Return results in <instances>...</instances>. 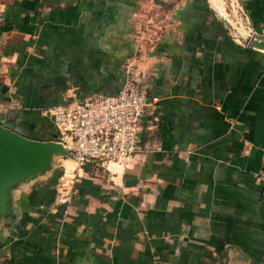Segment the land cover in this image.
Masks as SVG:
<instances>
[{"label": "crops", "instance_id": "1", "mask_svg": "<svg viewBox=\"0 0 264 264\" xmlns=\"http://www.w3.org/2000/svg\"><path fill=\"white\" fill-rule=\"evenodd\" d=\"M228 26L210 0H0L2 126L57 140L41 109L129 74L156 98L128 160L54 157L13 189L0 264H264V51Z\"/></svg>", "mask_w": 264, "mask_h": 264}, {"label": "built area", "instance_id": "2", "mask_svg": "<svg viewBox=\"0 0 264 264\" xmlns=\"http://www.w3.org/2000/svg\"><path fill=\"white\" fill-rule=\"evenodd\" d=\"M251 32L264 38V30ZM155 102L129 74L113 95L58 103L39 112L51 120L57 140L67 146L66 157L81 167L87 162L128 160L140 142L143 113Z\"/></svg>", "mask_w": 264, "mask_h": 264}, {"label": "water", "instance_id": "3", "mask_svg": "<svg viewBox=\"0 0 264 264\" xmlns=\"http://www.w3.org/2000/svg\"><path fill=\"white\" fill-rule=\"evenodd\" d=\"M249 49L264 51V38L257 33L242 40ZM60 141L25 137L0 124V218L11 215V192L20 183L36 179L52 168L54 157H66Z\"/></svg>", "mask_w": 264, "mask_h": 264}, {"label": "rangeland", "instance_id": "4", "mask_svg": "<svg viewBox=\"0 0 264 264\" xmlns=\"http://www.w3.org/2000/svg\"><path fill=\"white\" fill-rule=\"evenodd\" d=\"M217 14L229 24V30L235 39L243 40L251 30L248 29L245 16L242 14L239 0H210Z\"/></svg>", "mask_w": 264, "mask_h": 264}]
</instances>
